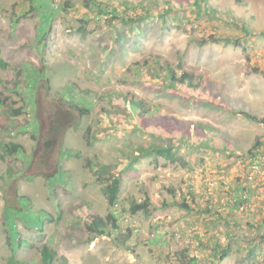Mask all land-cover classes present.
I'll return each instance as SVG.
<instances>
[{"label": "rangeland", "instance_id": "374dc122", "mask_svg": "<svg viewBox=\"0 0 264 264\" xmlns=\"http://www.w3.org/2000/svg\"><path fill=\"white\" fill-rule=\"evenodd\" d=\"M64 1L0 0V91L19 110L0 113V264H39L43 245L53 264H264V123L241 114L264 120V0H207L218 15L203 8L199 18L193 0L173 1L180 17L132 28L109 58L107 22L81 24V4ZM40 27L50 31L43 43ZM165 64L196 85L169 86ZM51 123L61 127L53 149ZM140 127L171 137L187 164L131 163L151 140ZM254 144L257 156L245 155ZM95 172L122 179L116 211ZM146 195L148 212L131 214ZM6 205L41 210V224L15 221L13 238ZM108 212L104 235L85 230L89 215Z\"/></svg>", "mask_w": 264, "mask_h": 264}, {"label": "trees", "instance_id": "16d2710c", "mask_svg": "<svg viewBox=\"0 0 264 264\" xmlns=\"http://www.w3.org/2000/svg\"><path fill=\"white\" fill-rule=\"evenodd\" d=\"M81 4V8H83V12L80 18H78V21L81 24H86L88 21L93 20L95 24H102L104 21L107 22V27L113 31V35L106 36L104 40L108 43V46L103 47V52H107L109 49V57H116V54L121 55L122 53V47L124 44L121 42L124 39H127L129 36L128 32L132 31V28L135 29L136 32H142L147 27V25L150 22H156L157 24H160L162 26H165L166 24H169V21L173 18L180 17L181 15L173 12V14H170L172 10V4L173 1L177 2V5H180L182 3L179 2V0H77ZM181 1V0H180ZM193 0L191 4H189L188 10L194 11V15L196 18H199L202 16L203 12L201 11L204 8V11L208 13V15H218V11H216L215 8L206 5L207 0ZM29 2L32 5L31 0ZM72 0H65L63 2L62 9H67L70 7H73L71 5ZM163 2L165 4H163ZM154 4L156 7L154 10H149L148 5ZM206 5V8H205ZM33 7V5H32ZM183 9L185 8L182 4ZM34 8V7H33ZM141 12V13H140ZM52 14V12H51ZM50 14V15H51ZM159 19V20H158ZM85 27L84 25H80V28H78V33L87 34L88 30L82 28ZM40 38L41 42L43 43L45 40H47V35L49 34V30L47 32H44V28L40 27ZM134 32V31H133ZM42 36V37H41ZM213 38L212 36H209ZM208 38H201L199 39V43L202 45L206 43ZM103 43V42H102ZM44 46V44H43ZM103 46V45H102ZM117 56V57H118ZM166 69L168 68L169 74H167L169 86H173L175 84H179L181 86H188V87H194L196 84H193L195 76L186 71H181L179 74H177L174 70L170 69L168 64H165ZM42 69H44V66H41ZM37 74L38 72H34ZM39 77V74H37ZM46 80V79H45ZM17 85V84H15ZM36 85V84H35ZM37 86V85H36ZM49 90V84L47 85L46 90ZM10 96L0 91V113L6 117L7 120H11L13 116H15V113L19 110H15L11 107V102L9 100ZM62 101V100H61ZM131 101V100H130ZM34 102L36 103V100L34 99ZM13 104V101H12ZM131 104L133 107H136L137 105L139 107L138 102L131 101ZM71 109H75L81 115L88 114L91 112V110L88 108V106H80L76 103H72V105L69 106ZM143 115V112L141 113ZM241 114L249 118L255 122H262L264 123L263 119H258L255 116H252L251 114L242 111ZM51 132H52V149H53V142L56 140V137L60 133L61 127L55 126L54 123L50 124ZM148 128L140 127L138 130H135L136 132L142 134L148 135L151 139L149 144L144 145H138L136 146V154L130 155L131 163H135L139 160L140 157H146V156H153L156 159L158 157L163 158L169 163H175L179 162L181 165H186L187 160H184L180 155H178L179 146H175L173 143V140L171 137H165L163 134H156L152 130L151 132H148L146 130ZM89 128H87L86 133L89 134ZM134 131L130 132L133 133ZM129 133V134H130ZM128 137V138H127ZM86 144H91V140H89V136H85ZM126 140L129 139V136L125 137ZM259 145V144H258ZM126 147H130V142H127ZM135 149V146H133ZM210 147V146H207ZM225 146H217L216 148H210L212 152L214 151H226L224 150ZM19 146L17 144L13 143H7L6 146V152L10 155L13 153L16 154V152L19 151ZM49 149V147H48ZM257 149V145H253L251 148H249L246 151L245 155H251L256 157L257 153L253 150ZM47 150V147H46ZM45 152V149H43ZM133 154V153H132ZM184 161H183V160ZM7 175L11 174L10 172H5ZM96 181L100 184H102V192L107 200V204L109 208L116 211L118 209V195L121 190L122 186V179L119 176H115L112 178V176H103L100 175L98 172ZM102 173V172H100ZM23 199V198H20ZM25 200L27 198L25 197ZM27 202V201H26ZM149 198L146 195L145 198L141 202H135L131 201L128 205V211L131 214H134L139 211L148 212V205H149ZM27 204V203H26ZM184 207H188L187 204H182ZM25 209H28L25 206H21L19 208H13L9 205H6L5 207V216H4V223L7 225V227L10 228V234L13 235L16 232L15 229V221L16 222H23L26 224V221L29 222L31 225L38 227L41 224L42 221V214L43 212L41 210H35L36 213L31 214L30 211L25 212ZM29 210V209H28ZM112 212H108L106 216H99V215H89L91 217V220L89 223L86 224V229L89 232H93L97 235H104L106 232V227L108 226L109 221H113L114 217L112 215ZM31 217V218H30ZM30 218V219H29ZM114 225V223H113ZM129 229V228H128ZM17 236V233L12 236L15 238ZM12 237L10 239H12ZM125 237V236H124ZM91 239V238H90ZM258 239L260 243L264 244V225L261 227V231L259 232ZM13 241V239H12ZM24 239H19L18 244L24 245L29 243H24ZM224 253H226L224 251ZM249 253V252H248ZM251 253V252H250ZM40 254V260L39 264H53V252L52 250L47 246L43 245L39 249ZM225 255V254H223ZM8 264H23L22 262L14 259L13 257L8 260Z\"/></svg>", "mask_w": 264, "mask_h": 264}]
</instances>
